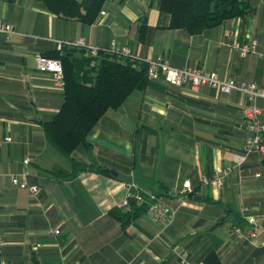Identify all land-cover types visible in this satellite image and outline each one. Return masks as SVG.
<instances>
[{
	"label": "crops",
	"instance_id": "1",
	"mask_svg": "<svg viewBox=\"0 0 264 264\" xmlns=\"http://www.w3.org/2000/svg\"><path fill=\"white\" fill-rule=\"evenodd\" d=\"M249 1L245 17L191 34L169 27L157 0H105L91 24L60 17L39 0H0V20L14 28L8 39L0 34V140L11 138L0 145V263L178 264V252L185 251L205 264H264V246L257 244L264 240V156L250 154L240 169L234 162L247 135L244 94L151 80L108 109L88 133L89 147L71 154L132 182L92 170L67 177L71 161L43 128L62 103L63 87L35 62L36 54L58 48L55 40L82 38L100 49L125 46L137 61L161 56L173 67H204L221 79L264 88V56H241L231 45L255 38L258 51L264 49V0ZM256 103L264 110V99ZM226 168L221 188L201 184ZM24 169L27 182L39 186L35 200L11 182ZM186 179L191 192L182 188ZM128 184L175 208L159 236L160 226L145 213L126 227L111 213ZM242 207L259 218L254 243L235 231L251 230Z\"/></svg>",
	"mask_w": 264,
	"mask_h": 264
},
{
	"label": "trees",
	"instance_id": "2",
	"mask_svg": "<svg viewBox=\"0 0 264 264\" xmlns=\"http://www.w3.org/2000/svg\"><path fill=\"white\" fill-rule=\"evenodd\" d=\"M39 1L58 16L78 20L84 24H91L95 20L105 2V0ZM157 2L160 12L166 13L170 19L169 27L182 28L191 34L199 33L229 18H243L252 8L249 0H157ZM47 57L60 60L64 84L62 103L53 117L43 123V128L55 149L71 161L73 169L67 177L74 176L80 170L110 174L98 164L74 160L71 154L79 145L89 147L87 135L108 109L118 108L133 91L143 89L151 81L147 78L146 63L104 51L91 56L84 48L67 46L56 49ZM144 212V206H134L130 211L115 207L111 211L120 220L122 227H126ZM33 264L36 262L33 261Z\"/></svg>",
	"mask_w": 264,
	"mask_h": 264
},
{
	"label": "built area",
	"instance_id": "3",
	"mask_svg": "<svg viewBox=\"0 0 264 264\" xmlns=\"http://www.w3.org/2000/svg\"><path fill=\"white\" fill-rule=\"evenodd\" d=\"M100 14L104 15L105 12L101 10ZM13 33V25L0 20V34L8 39ZM55 41L58 47L57 49H61L63 46L78 47L86 49L91 56H96L99 51H104L136 59L130 54V50L127 47H118L113 42L108 48L100 49L86 43L82 38H79L76 41H64L60 39ZM231 45L241 56H246L250 53H258L259 55L264 56V49L262 51H258L257 40L255 38L249 39L246 42L232 40ZM142 61L146 63L147 78L150 80L179 87L183 85H190L194 87L204 85L214 89L218 93L238 91L244 94L249 101V103L241 109L243 124L246 127L247 135L241 147V152L234 156V162L240 169L241 165L250 154L264 156V119L262 120L264 110L256 103L258 99H264L263 87H259L254 81H238L234 78L221 79L216 73L209 72L204 67H173L169 64L167 59L161 56H156L155 58H149ZM35 62L40 71L49 72L51 74L56 86L63 87V68L59 59L47 57L38 53L35 55ZM9 141H11V138L6 136L0 140V145L3 142ZM28 162L29 158L25 157L23 159V163L26 165ZM228 171L229 168H226L216 171L210 177H202L200 180L201 184L221 188L223 185V177ZM27 175L28 171L24 169L20 173L13 174L11 176V182L18 188L27 190L29 199L35 200L37 198L39 186L34 183H28L26 180ZM255 176H259V174H256ZM182 188L184 191H191L190 180H184ZM134 206H144V213L146 216L153 224L158 225V227L160 226L156 231V236H159L160 233L173 221L175 215V208L169 206L163 197L144 190L137 185L128 184L124 196L117 204V208L123 211H130ZM247 211V207L241 208L242 215L245 217L244 219L247 224L251 226V230L248 233H243L240 227L236 226L235 231L243 234V237L247 236V239L253 242V239L257 238L259 234V218L256 215L247 213ZM54 232L57 233L58 230H54ZM3 244L4 241L0 237V246ZM257 244L259 246H264V240L257 241ZM177 256L178 264H205L202 261L189 260L185 251H179Z\"/></svg>",
	"mask_w": 264,
	"mask_h": 264
},
{
	"label": "water",
	"instance_id": "4",
	"mask_svg": "<svg viewBox=\"0 0 264 264\" xmlns=\"http://www.w3.org/2000/svg\"><path fill=\"white\" fill-rule=\"evenodd\" d=\"M108 173L118 177L120 180L126 182V183H131L132 178L130 175L123 174V173H118L116 171L110 170V169H105ZM193 200H200V196H194Z\"/></svg>",
	"mask_w": 264,
	"mask_h": 264
}]
</instances>
